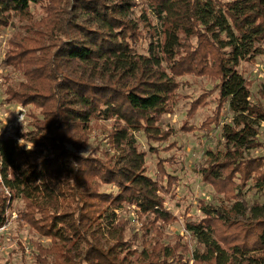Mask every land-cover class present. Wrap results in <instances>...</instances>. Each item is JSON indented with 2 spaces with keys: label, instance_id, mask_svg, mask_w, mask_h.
I'll return each instance as SVG.
<instances>
[{
  "label": "trees",
  "instance_id": "trees-1",
  "mask_svg": "<svg viewBox=\"0 0 264 264\" xmlns=\"http://www.w3.org/2000/svg\"><path fill=\"white\" fill-rule=\"evenodd\" d=\"M145 1L150 13L136 16L135 0H0V35L13 18L24 24L3 61L24 81L6 88V102L38 112L33 131L18 127L27 147L0 139V229L21 200L18 219L50 241L37 245L38 264H186L183 236L164 241L163 226L177 221L165 198L176 179L162 160L150 175L136 134L158 153L153 143L172 135L159 124L177 102L179 79L206 77L233 121L203 176L235 202L184 223L204 249L194 264H264V204L243 196L251 180L264 184V157L245 156L260 145L264 108L240 72L264 56V0ZM109 121L107 145L87 151L92 131ZM125 208H136L144 231L129 239L126 224L114 226Z\"/></svg>",
  "mask_w": 264,
  "mask_h": 264
},
{
  "label": "rangeland",
  "instance_id": "rangeland-1",
  "mask_svg": "<svg viewBox=\"0 0 264 264\" xmlns=\"http://www.w3.org/2000/svg\"><path fill=\"white\" fill-rule=\"evenodd\" d=\"M135 1L136 16L141 15L143 11L150 13L145 0ZM33 12L37 18L43 15L39 8H35ZM23 25L17 18H13L0 35V130L5 133L6 138L18 139L19 125L24 134L33 131L32 115L38 113L31 107L6 102V88L17 86L24 81L18 71L3 64L9 42L23 31ZM141 53L145 54L143 50ZM240 72L250 83L252 103L260 104L264 108V56L258 57L254 62L242 63ZM179 81L181 83L177 102L172 112L164 116L159 124L163 130L172 133L170 139L165 143H153L154 147L159 148V152L154 153L149 149L148 141L143 135L138 133L136 138L140 149L147 153L146 166L150 175L155 176L159 173L158 163L162 160L168 174L176 179L171 194L165 198L168 209L177 217V221L163 226L164 241L174 244L177 235L183 236V241L189 247L185 262L194 264L195 253L203 252L204 249L186 231L184 223L187 220L200 222L205 218L204 211L209 206H224L229 209L235 202L228 188L225 192H223L225 188L222 191L217 190L204 178L202 171L209 164L208 153H219L224 149L223 128L232 123L233 114L228 106L220 112L215 81L197 76L182 77ZM108 128H111V121L100 122L95 127L87 151L95 148L100 142L107 145L108 142L104 139L108 137ZM257 140L260 143L259 147L247 151L246 158L264 157V123L259 128ZM19 142L24 148L28 146L23 140ZM103 189L113 188L105 186ZM243 196L249 206L256 202L264 204V184L259 185L251 180L247 183ZM23 207L24 203L21 200L14 201L10 211L11 220L6 229L0 231V264H38L37 256L40 254L37 245L50 247L48 239L41 237L18 219V213ZM117 214L119 222L114 226L126 224L127 239L136 233L140 235L144 232L136 208H125ZM239 221L242 224L245 222L242 219ZM138 248L141 249L139 246Z\"/></svg>",
  "mask_w": 264,
  "mask_h": 264
},
{
  "label": "built area",
  "instance_id": "built-area-1",
  "mask_svg": "<svg viewBox=\"0 0 264 264\" xmlns=\"http://www.w3.org/2000/svg\"><path fill=\"white\" fill-rule=\"evenodd\" d=\"M20 110H22V109H20ZM1 138H6V137H5V133L0 130V139ZM2 184H3V159H2V156L0 154V185H2ZM5 229H6V226L1 228L0 231L5 230Z\"/></svg>",
  "mask_w": 264,
  "mask_h": 264
}]
</instances>
